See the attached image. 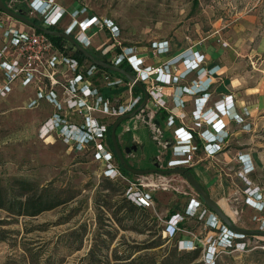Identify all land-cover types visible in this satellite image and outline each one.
I'll return each mask as SVG.
<instances>
[{"label":"rangeland","instance_id":"obj_1","mask_svg":"<svg viewBox=\"0 0 264 264\" xmlns=\"http://www.w3.org/2000/svg\"><path fill=\"white\" fill-rule=\"evenodd\" d=\"M4 1L14 11L20 9L23 15L41 24L40 17L30 7L31 0ZM52 4L64 11L60 27L70 21L74 9L81 7H85L88 14L112 23L115 27L112 33L104 26L101 29L96 26L100 31L93 35L92 45L87 49L92 53L98 55L100 51L106 50V56L112 60L121 57V51L128 48L124 51L136 56L137 61H140L139 67H162L164 72L173 76L180 72L177 71L178 65L168 66L166 63L171 60L166 62L155 56L151 48L154 42L164 41L165 47L171 48L173 53L186 52L187 48L195 49L200 45L207 50L205 52L211 59L210 62L205 60L203 68L211 69L209 65L212 59L218 57L215 63L227 67L228 77L238 76V79L243 80L242 85L257 86L261 83L264 96V0H54ZM13 20L0 12V21L4 26L7 27L11 22L16 27H24ZM3 42L0 38V46ZM53 45L61 53L71 52L66 43ZM13 54L14 49H11L9 54L0 57V63L9 61ZM77 61L78 69L75 72H69L64 65L58 64L53 69H41L43 74L33 75L28 82H23L20 76L8 80L9 77H4L0 66V184L13 179H25L38 187H46L60 198L69 197L64 203L33 217L14 216L10 220L11 217L0 209V229L5 230L0 232L3 239L0 240V264L8 258L14 259L15 264H118L113 260L114 252L117 255L129 252H132L131 256L139 254L143 263H146L152 258L158 261L173 245L178 252L197 248L196 258L189 264H264L263 235L241 234L242 238L233 237L235 242L241 244L232 242L228 245L223 230L206 227V215L201 218L184 216L177 230L171 232L167 228L169 213L182 214L188 204L192 205L190 199L202 203L196 192L178 174L164 175L169 185L164 190L159 186L144 187L152 195V206L145 210L157 223L150 233L122 230L106 219L114 209L112 201L125 197L128 183H135V187H139L136 184L138 179L155 183L161 175L150 173L107 177L104 173L105 163L94 157L93 140L84 146H77L73 135L68 133L70 137H67L58 128L47 133L46 130L41 132L42 125L53 114L64 119L65 124L75 127L82 126L86 115L94 119L96 124L106 126L117 117L112 115L113 109L119 105L128 106L133 98V90L129 88L128 82L115 76L111 78L98 69L87 75L85 69L88 60L84 58ZM77 72L81 74L78 82L73 80ZM48 74L53 76L56 84H50L45 77ZM214 74L205 75L211 78V84ZM196 77L197 74L191 72L164 86L158 85L151 76L143 84L145 91L151 87L164 91V87H168L172 95L179 93L181 99L186 96H182L178 86L184 84L188 87ZM203 77L199 73L198 78ZM71 78L75 98L92 106L93 110L87 112L84 107L66 108L64 103L68 96H64L61 85ZM111 81L117 83L111 84ZM83 83L90 88L86 97H82L77 89ZM209 89L210 86L207 91ZM50 90L54 91L56 102L46 97ZM39 94L41 97H37ZM148 101V106L152 107V98L148 97ZM132 119L123 120L117 127L118 142L122 145L129 141L135 144L131 136L133 133L143 144V154L147 155V162H142L141 166L153 168V164L157 163L158 169H164L166 162L162 154H158L162 147L151 138L150 126L140 120L134 124ZM163 121L159 122L161 131H164L161 125ZM247 125V132L237 139L230 137L228 145L246 152L236 156L239 162V157L244 155V158L246 154H250L252 162L247 165V159L244 158L246 165L240 164V169L234 163L228 167V187L225 193L220 189L224 200L219 205L236 227L259 230L264 225V104ZM126 126L130 131H126ZM159 139L162 140V136ZM155 154L158 155L149 164V158ZM138 158V150L127 154L128 163L133 168H138ZM108 162L115 167L113 157ZM105 180H109L110 184L105 183ZM203 189L208 195V187L203 185ZM105 193L115 195L106 199ZM96 198L99 203L109 201L110 206L108 209L102 208L100 226L96 224L95 218ZM179 240H192L193 247L189 248L185 243L178 247ZM213 240L219 241L215 253L211 254L209 250L210 254H205L207 245ZM153 243L159 244L134 252L136 248ZM22 248L26 249V261L21 258Z\"/></svg>","mask_w":264,"mask_h":264},{"label":"built area","instance_id":"obj_2","mask_svg":"<svg viewBox=\"0 0 264 264\" xmlns=\"http://www.w3.org/2000/svg\"><path fill=\"white\" fill-rule=\"evenodd\" d=\"M54 0H31L30 1V7L34 11L35 14H37L41 19V26L43 27H51L55 26L60 28L64 33L71 36L78 45H80L84 49H88L92 45V37L100 31L101 27H106L110 33H112L115 29V27L112 25V23L108 20H100L99 17L95 16L94 14H88L85 7H81L80 9H74L70 16V21L64 26L60 27V20L63 14V10L57 6L52 4ZM7 7L12 9L8 4H5ZM49 7V9H48ZM48 9V12L46 11ZM13 10V9H12ZM14 11V10H13ZM7 16V15H6ZM80 20H77V17H80ZM8 17V16H7ZM10 18V17H9ZM15 21V19L13 20ZM19 22V21H18ZM22 24L21 22H19ZM24 25V24H23ZM26 25H24L25 27ZM96 26L98 28H96ZM22 27H16L11 22L7 24V27L2 24V21H0V38L4 40L3 44L0 46V57L5 56V54H9L11 49H14V54L12 55L11 59L9 61H1L0 66L3 69L4 77H9L8 80H11L14 76H20L24 81L28 82L33 75H42L41 69H53L55 65L62 64L64 65L67 71L75 72L78 69V61L75 57H71L69 53H61L59 50L55 49L52 42L49 40V38L42 32L37 31L33 28H30L26 26V28ZM94 29V30H92ZM113 44V43H112ZM96 49V47H94ZM151 48L154 51V55H163L166 54L169 49L165 47L164 41L154 42V45L151 46ZM98 49V48H97ZM128 48H125L121 51L120 56L125 58L126 62L130 65V67L135 72V78L141 83H146L151 76H153L154 81L158 85H164L168 86L173 81L180 80L181 78H184L188 73L195 72L197 74V77L191 81L190 85L187 86H181L179 85V90L181 94H191L196 95L200 94L198 97H195L196 101L199 102V100L202 97H209V91L207 89L209 88L211 84V78L209 76H205L207 73L209 75H213L215 71L213 68L206 70L202 66V62L204 61V55L203 53L197 51V50H191L188 48L187 52L184 53L181 51L178 55V60L181 59V62L184 64L185 68L183 72H179L176 75L171 76L170 73L164 72L162 67H150V66H143L139 67L140 61H137L135 55H131L130 52H125ZM101 54L106 53V50L100 51ZM120 57L113 60V64L116 63V60ZM168 66H171L172 64L166 63ZM95 69H98L97 66L93 65L88 60V66L85 69V74L90 75L91 72H93ZM199 73H202V76L205 77V80L207 82H204L201 84L200 79L198 78ZM45 76V75H44ZM45 77L48 78L51 85L56 84V80L53 78L52 75H46ZM81 79V74L79 72L75 73L73 75L74 81H79ZM114 83H117V81H114ZM129 88L133 85V83L129 82ZM74 82H72V78L68 79L64 84L61 85V90L65 95L68 97L65 99L66 108L72 109L73 107H84V109L87 110H93L92 106L86 105L85 102L79 98H75L76 92H74L73 88ZM201 85V88H198ZM195 88V90L192 93H189V88ZM78 92L82 97H86L89 95L90 88L85 84H80L78 87ZM2 90L0 85V91ZM146 92L148 93V96L152 98L153 105L156 109L164 108L165 109V100L163 98V94L159 92L158 90L151 87L150 89H146ZM155 92H158L155 95ZM140 94H136L133 96L131 101L129 102L128 106L125 105H119L116 109H113L112 115L118 116L126 111H128L131 107L136 105L140 98ZM37 97H41V94H39ZM46 97L48 99L52 100L53 102H56L55 100V93L53 90H50L48 94H46ZM174 97H176L174 95ZM229 98V95L225 96L224 99L226 101ZM100 100V98H99ZM175 100V98L173 99ZM176 105L181 107L182 106V100L179 99L178 102H176ZM225 105V106H226ZM97 106V104H95ZM94 106V107H95ZM224 106V107H225ZM215 109L219 110L220 112L225 111L226 109H220L218 106H214ZM197 111V112H195ZM244 116L247 115V112L243 109ZM202 113H199L197 109H194L191 111V122L192 126L191 129H197L200 128L204 123L209 124L211 127V130L203 129L200 132H196V136L200 138L203 141V150L206 154L212 155L215 152H217L222 144L224 143L227 134L226 132L221 135H217V132H222L224 127L223 124L221 125H214L215 123L209 122V119L212 117L211 115H208L205 117V115ZM145 115L147 118H145ZM214 115V113H213ZM153 116V112L151 110H148L145 106L142 110H140L133 118H137L141 120V122L145 123L146 125L150 126L151 131V138L156 141V144L162 148L165 147L166 142L159 139L161 136L162 131L160 130V127L155 125L153 122H151ZM179 118L177 115H174L170 113L165 118V126L171 127V125H174L175 119ZM240 119V118H238ZM51 120V123L47 125V122ZM240 121V120H239ZM245 124L242 125L244 127ZM42 128H44V132L47 133L49 130H53L55 128H58V130L63 133L64 135L70 134V136L73 135L72 139L75 141V144L77 146H84L87 144L90 140H93V143L95 145V152L94 157L97 160L103 161L105 163L104 167V173L107 177H122L123 175L120 174L119 170L116 168L117 165L115 164V167H113L110 162H108L112 155L108 148V146L104 142L105 137V128L106 126L103 124H96L94 119H92L89 116L84 117V123L81 127H75V125H67L65 124L64 119H61L57 114H53L51 118H49L44 125H42ZM76 131V132H75ZM75 135V136H74ZM173 135V146L172 150L174 152V157L166 161L165 168H171V167H177V166H185L189 159L190 155L189 152H193L196 149V145L193 143V135L190 131L183 129V127H176L172 131ZM67 136V137H70ZM95 139H98L97 142L94 141ZM240 164L246 165V160L241 156L239 157ZM242 166V165H241ZM139 181H136L137 185L139 187H135V183H128L127 188L125 190V198L128 199L130 202H132L135 206L140 208H149L152 206V195L149 191L145 190L144 187L146 186H152L158 188V186L161 189H166L168 187V181L164 178V175L160 176V179H156L155 183H146L143 181V179H138ZM261 197L258 194V199ZM192 202V205H187L183 211L182 214L179 213H172L169 216V219L166 221L167 228L170 229L171 232L174 230H177L179 227V223L181 219L185 217H199L201 218L202 215H206L204 222L208 229L211 230H217L219 228L220 231H224V239L228 245H230L232 242L235 245L241 244L240 242L236 241L234 238H242L241 234L234 233L230 230H228L225 225H223L216 217L215 215L209 211L208 208H206L203 203L196 201L194 199H190ZM256 201V200H255ZM253 202V200H252ZM261 202V201H256ZM199 209V207H201ZM207 212V213H206ZM167 230V229H166ZM259 230H264V225L259 228ZM237 240V239H236ZM224 241V242H225ZM185 243L190 246L189 248L193 247L194 241L192 240H179L178 241V247H180V244ZM219 244V241H211L209 245H207V250L205 254H211L215 253L216 245ZM227 245V244H226ZM229 247V246H228Z\"/></svg>","mask_w":264,"mask_h":264},{"label":"crops","instance_id":"obj_3","mask_svg":"<svg viewBox=\"0 0 264 264\" xmlns=\"http://www.w3.org/2000/svg\"><path fill=\"white\" fill-rule=\"evenodd\" d=\"M187 49L186 52L188 51ZM171 50L172 49L170 48L166 55H158V57H160L161 60L166 62L172 59L176 61L175 55L179 53V51L173 53ZM191 50H197L201 53L207 51L204 47H200V45H197L195 49ZM206 59H208V61L211 60L210 56L207 55V52H205L204 61L202 62V65H204ZM217 59L218 57H216L215 60L212 59V62L209 65V68L213 67V70L215 71V74L213 76L215 78L213 79L214 82L210 85L208 98L202 97L200 99H197L199 100L198 102L196 101L195 97H198L200 94L191 95L185 93L182 94V96L186 97L180 99L179 93L174 94L176 96L174 97V95H172L170 92V88L165 87L166 90H159V92L163 94V98L166 103V108H162L165 112V117L161 119L159 117V113L156 112L157 109L154 107V105L152 104V107L148 106L149 101L147 102L146 107L148 110H151L153 112V122L156 118L158 120L160 119L159 122L161 120L163 121L164 119L163 123L161 124L162 126H164V131H162L161 136L162 141H165L166 145L164 148L160 149V152H158V154H162L165 162L174 157L175 151L173 152L172 150V146L174 144L172 135L173 129L176 127H183V129H186L192 133V141L196 145V149L193 152H189L190 159L184 167L188 168L191 171V174L193 175L194 179L202 187L203 185L208 187V196L226 214V212L223 210V207L219 205V202L224 200V196L220 194V189H222V192L225 193L226 187H228L226 170L233 163L237 165L238 169H240L241 165L236 156L239 154L241 155L246 153L245 151H242L237 147L228 145V141L230 140V137L237 139L241 136L243 132H247L246 126H249L247 124L252 122L254 114L258 113L263 108L264 96L263 92L261 91V89L263 88L261 83L257 86L249 85L246 83L242 85L241 82L243 80L240 78L238 79V76H233L232 78L227 76V67L221 64L217 65V63H215ZM176 65H178L179 67ZM176 65L175 66L178 68L177 71H182L184 69L183 64H181L180 62L176 63ZM181 86L185 85L183 84ZM192 90L189 93H192ZM227 95H229V98L227 100L226 105L224 97ZM174 98L175 100H173ZM179 99L182 100L181 107L176 105V102H178ZM215 105L220 107V109L227 108L226 113L225 111L223 113V111L220 112L219 110L215 109ZM194 109H197L199 113H202L204 111L203 114H206L205 117L211 115V113L213 112L214 115L212 113V117L209 119V122H216L214 124L216 126L223 124L224 127L222 132H217L216 134L221 135L225 132L227 134V137L224 143L222 144L221 148L212 155H208L205 153V151L203 150V141L198 138V136H196V132L198 133L203 129H207L210 131L211 127L209 126V124L204 123L200 128L193 130L191 129L192 122L190 114L191 111H193ZM243 109L247 112V116L243 115ZM170 113L179 117L175 119V124L171 128L165 126V118ZM238 118H242L241 122ZM138 120L139 119L137 118H133L132 122L135 124V122L138 123ZM244 123L246 124L242 128V124ZM126 129H129V127L126 126ZM131 136L133 137L132 139L135 141V151L138 150L139 152V158L137 160L139 166L137 167L138 169H146L149 166H141L142 162H147V155L143 154V144L139 142V139L135 137L133 133L131 134ZM158 154H155L153 157H150L148 163ZM244 158L247 159V165L252 162L250 154H246ZM254 191L255 190H253V192ZM201 208L202 206L199 207V209Z\"/></svg>","mask_w":264,"mask_h":264},{"label":"trees","instance_id":"obj_4","mask_svg":"<svg viewBox=\"0 0 264 264\" xmlns=\"http://www.w3.org/2000/svg\"><path fill=\"white\" fill-rule=\"evenodd\" d=\"M32 21L34 20L32 19ZM46 36L53 44L60 46L63 43H66L69 49L73 50V56L77 59L85 58L80 52L73 49V47L65 40L57 36ZM133 91L134 95L138 94V89L135 86H133ZM141 100L142 96H140L136 105H138ZM156 112L159 113V117L161 119L165 117V112L162 108L157 109ZM155 120L159 121L157 118ZM110 126L111 124L106 125V134L104 137V142L108 146L109 150L111 151V155L115 159V155L113 153L109 138ZM115 134L117 137L116 130ZM115 162L117 165V169L119 170L121 175H131V173H128L118 164L116 159ZM105 183L110 184V181L105 180ZM104 188L107 189V186H105ZM114 195L115 193L104 194L106 199H111ZM68 198H60L58 195H56V193L50 191L46 187H38L31 181L25 179H13L6 184H0V209L5 211L7 213V216L11 217L10 220H12L14 216H36L43 211L50 210L64 203ZM108 202L109 201H103L102 203H99L97 198L94 200V207L96 210L95 218L96 224L98 226L102 225V219L100 217V214L102 213V208L108 209L110 207ZM111 204L112 206H114V209L110 211L109 216L106 217V219H110L117 227L122 230H131L137 233H144L145 231H149L150 233V230H152L157 224L156 219L153 216L149 215V213L146 212L145 208L135 206L125 197H121L120 199H114ZM172 213L173 212L169 213L168 215ZM0 224H2L1 220ZM4 231L5 230L0 229V232ZM157 239L159 240V235ZM0 240L3 239L0 237ZM158 244L159 243L145 245L144 247L134 249V252L144 248H154ZM22 250L23 254L21 255V258L22 260L26 261V249L22 248ZM131 255L132 252H129L126 255H117L114 252L113 260L117 261L118 264H189L196 258L197 248L195 247L190 251L178 252L176 250L175 245H173L172 247H170V249L166 250L164 255L160 257L158 261H155L152 258L146 263H143L141 255ZM1 264H15V260L8 258L4 260Z\"/></svg>","mask_w":264,"mask_h":264},{"label":"water","instance_id":"obj_5","mask_svg":"<svg viewBox=\"0 0 264 264\" xmlns=\"http://www.w3.org/2000/svg\"><path fill=\"white\" fill-rule=\"evenodd\" d=\"M0 12L7 15L8 17H10L12 19H15V20L21 22L22 24H24L30 28H33L37 31L44 33L45 35L57 36V37L65 40L75 50L80 52L86 59H88L93 65L100 67V68H103V69H107L109 71H113V72L123 74L129 82L133 83L136 87H138L139 89L142 90V100L139 103V105L136 108H134L133 110H131L130 112L119 115L111 123V126H110L109 138H110L111 147H112L113 153L115 155V158H116L118 164L124 170H126L128 173L135 174V175H144V174H150V173H157L160 175L178 174V175L182 176L184 178L185 182L196 192V194L200 197L203 205L206 208H208L209 211H211L215 215V217L223 225H225V227L228 230H230L234 233L243 234V235H263L264 236V231H262V230L242 229V228H239V227H236L235 225H233L232 221L223 213V211L216 205V203L213 200H211V198L204 191L203 187L194 179L193 175L191 174L190 171H188L186 169V167L177 166V167H171V168L158 169L157 168L158 164L154 163L153 168L138 169V168L131 167L128 164V162L125 161L124 155L122 154V152L119 148V145H118L115 130H116L117 126L123 120L128 119V118H133L140 110H142L145 107L147 100H148V97H149L148 93L143 89L141 83L138 80H136L134 76L129 75L128 73L119 69L115 65H111V64L105 63L101 60L95 59L86 49H84L80 45H78L76 43V41L71 36L67 35L63 31L50 29V28L43 27L41 25L34 23L31 19H29L28 17L23 15L21 12L13 11L9 7H7L3 3L2 0H0ZM146 118L147 117L145 116L144 119H146ZM154 124L158 125V122L156 120H154ZM130 147H131L132 151L135 150L134 144H132ZM124 153H129V149L125 148Z\"/></svg>","mask_w":264,"mask_h":264},{"label":"flooded vegetation","instance_id":"obj_6","mask_svg":"<svg viewBox=\"0 0 264 264\" xmlns=\"http://www.w3.org/2000/svg\"><path fill=\"white\" fill-rule=\"evenodd\" d=\"M3 1V3L4 4H6V2L4 1V0H2ZM17 11H19V12H21V10L20 9H18ZM22 13V12H21ZM26 17H28V16H26ZM31 20L33 19V18H30ZM34 23H36V20L34 19V21H33ZM36 24H38V23H36ZM39 25V24H38ZM48 28H50V29H54V30H59V31H62V30H60L58 27H55V26H51V27H48ZM74 49V48H73ZM71 50V52H69V55L71 56V57H74L73 56V50L72 49H70ZM88 51V50H87ZM95 59H97V60H101V61H103V62H105V63H108V64H111V65H115L116 67H118L119 69H121V70H123L124 72H126V73H128L129 75H132V76H134L135 77V72H134V70L130 67V65L126 62V60H125V58H123L122 56L119 58V59H117L116 60V63L115 64H113V60H115V59H112V60H110L109 59V57L108 56H106V53H104V54H95V53H92V52H90V51H88ZM115 58V57H114ZM86 59V58H85ZM88 60V59H87ZM98 68V70L99 71H102V72H104V73H106L107 75H109L111 78H113V76H115V77H118V79L119 80H122V81H124V82H128V80L125 78V76L123 75V74H120V73H117V72H113V71H109V70H107V69H103V68H100V67H97ZM136 79V78H135ZM111 84H113L114 83V81H111L110 82ZM141 83V82H140ZM141 85H142V87H143V89L145 90V87H144V84L143 83H141ZM133 86H135L134 84L131 86V89L133 90ZM136 87V86H135ZM137 89H138V94H140L141 96H142V90L141 89H139L138 87H136ZM134 92V91H133ZM137 94V95H138ZM148 101V100H147ZM147 104V103H146ZM139 105V104H138ZM138 105H134L133 107H131L128 111H126V112H124V113H128V112H130L131 110H133L134 108H136ZM146 106V105H145ZM124 113H122V114H124ZM122 114H120V115H122ZM119 116V115H118ZM117 116V117H118ZM116 117V118H117ZM115 118V119H116ZM158 123H159V121H157ZM154 123V122H153ZM120 125V124H119ZM118 125V126H119ZM117 126V127H118ZM157 126H159V124L157 125ZM117 129V128H116ZM126 131H129V129H126ZM105 134H106V129H105ZM104 134V135H105ZM117 141H118V138H117ZM118 145H119V148H120V150H121V152H122V154L124 155V158H125V160L128 162V160H127V154L128 153H124V149L125 148H128L129 149V153H132V152H134V151H132V149H131V145H132V143H130V141L129 142H127V143H124V145H122L121 143H119L118 142ZM135 145V144H134ZM135 149H136V146H135ZM111 152V151H110ZM113 157V156H112ZM116 159V158H115ZM114 159V160H115ZM129 164V163H128ZM130 165V164H129ZM181 167H184V166H181ZM117 168V167H116ZM146 169H150V167H148V168H146ZM188 171H190L188 168H186ZM191 172V171H190Z\"/></svg>","mask_w":264,"mask_h":264},{"label":"bare ground","instance_id":"obj_7","mask_svg":"<svg viewBox=\"0 0 264 264\" xmlns=\"http://www.w3.org/2000/svg\"><path fill=\"white\" fill-rule=\"evenodd\" d=\"M182 52H183V51H182ZM179 53H181V51H180ZM179 53H177V54L175 55V59H176V61H174V59H172V60L169 62V64L176 65V63H178V62H180L181 64H183V63L181 62V59L178 60V58H179V57H178ZM183 53H184V52H183ZM183 66H184V64H183ZM184 68H185V66H184ZM183 71H184V69H183L182 71H180V72H183ZM200 74H201V73H200ZM203 78H204V77H203ZM203 78H202V79L200 78V82H201V84L204 83V82H207V80H205V79H203ZM164 88H165V87H164ZM198 88H201V85H200ZM192 89H193V90H192ZM188 90H189V91H191V90L194 91L195 88H192V87H191V88H189ZM157 93H158V92H155V95H156ZM50 123H51V120L47 122V125H49ZM41 132H44V128L41 129ZM182 244H183V243H182ZM186 245H187V244H186Z\"/></svg>","mask_w":264,"mask_h":264}]
</instances>
